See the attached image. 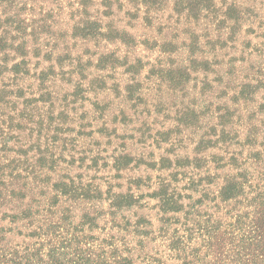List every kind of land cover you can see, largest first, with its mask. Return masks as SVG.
Here are the masks:
<instances>
[{
  "label": "rangeland",
  "instance_id": "1",
  "mask_svg": "<svg viewBox=\"0 0 264 264\" xmlns=\"http://www.w3.org/2000/svg\"><path fill=\"white\" fill-rule=\"evenodd\" d=\"M8 261L264 264V0H0Z\"/></svg>",
  "mask_w": 264,
  "mask_h": 264
},
{
  "label": "trees",
  "instance_id": "2",
  "mask_svg": "<svg viewBox=\"0 0 264 264\" xmlns=\"http://www.w3.org/2000/svg\"><path fill=\"white\" fill-rule=\"evenodd\" d=\"M236 192L234 191L233 188H231L230 186H227L224 191H223V195H222V198L225 200V201H228L232 198H235L236 197ZM6 257H4L3 259H5ZM10 262V261H8ZM10 264H21V263H18V262H13L11 261Z\"/></svg>",
  "mask_w": 264,
  "mask_h": 264
}]
</instances>
